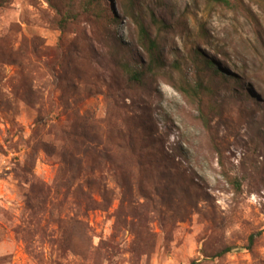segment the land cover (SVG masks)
<instances>
[{
	"label": "rangeland",
	"instance_id": "1",
	"mask_svg": "<svg viewBox=\"0 0 264 264\" xmlns=\"http://www.w3.org/2000/svg\"><path fill=\"white\" fill-rule=\"evenodd\" d=\"M3 1L0 264H264V1Z\"/></svg>",
	"mask_w": 264,
	"mask_h": 264
},
{
	"label": "trees",
	"instance_id": "2",
	"mask_svg": "<svg viewBox=\"0 0 264 264\" xmlns=\"http://www.w3.org/2000/svg\"><path fill=\"white\" fill-rule=\"evenodd\" d=\"M209 1L214 2L216 4H223V5H228V3H229L228 0H209ZM3 2H4L3 0H0V7H3V4H4ZM93 5H94V7H99L101 5V0H92V4L90 5V8H88V9H90V10L93 9L92 8ZM98 12H99L100 16L103 17V13H102V11L100 9H98ZM125 15L129 16L127 12H125ZM130 18L132 20V23L135 25V27L138 30V39H137V41L139 42L141 47L147 48L148 51H149V54L151 56H153V52H154V50L156 48L155 41L151 40V38L149 37V33L147 32V29L144 26L142 21H140L136 16H133V15H131ZM151 20H152V24L159 23V21L155 20L153 18V16L151 17ZM61 21H62L63 24L67 23L68 22V17H63ZM111 21L113 23H115L116 18L112 17ZM151 60H152V58H151ZM154 63L155 62H153V64ZM125 68L128 69V67H125ZM127 72H128V70H127ZM128 73H129V75L131 76V78L135 82H137V83L140 82L139 81V78H140L139 77L140 76L139 73H137V72H132V73L128 72ZM91 128L93 130V127H91ZM63 134L65 135L67 142L69 144H71V145L75 144V142H73V140L76 139V138H81V139L86 138V136L84 134L80 135V137L77 134H74L72 132H65ZM105 139H106V142L109 145H111L112 147H111V149H109V150L106 149L104 151L103 162H104L105 165L111 167V169H113L117 173H119L118 176L121 179H126V178L130 177V174H128L126 172L127 170H125L122 165H117L116 164L115 154H114L115 152L117 154V152L119 150H121V153L122 152L124 153V158H123L124 160L123 161L127 162L128 159L135 160L134 163L136 164V166H133V168L135 170H137V169L139 170L140 169L139 163H140L141 158L139 157V153L132 148L134 146V144H133L134 139L131 136H129L127 138H124V140H123L124 146L123 147L122 146L120 147L119 145H117L114 142V140L112 139V136H111V131L108 134H105ZM92 141H94V139L91 140L90 142H92ZM68 143H67V145H68ZM66 154H68V152H66ZM86 154H89V153L87 151H83L82 152L77 147L74 148V152L70 153V155L74 156V160H75L74 164L70 165V170L73 172L72 178L73 177L75 179L76 178H80V175H81V172L83 170V167H82V164H81V160H79V159L81 158L82 155H86ZM94 154L95 155H93V154L92 155L95 157L96 161H95V164H93L90 168H88V172L90 171V173L94 172L95 170L100 172V170L98 169V166H96L97 165L96 162L98 161V159L100 157V153H94ZM235 187H236L237 190L239 189V186H238V184H236V182H235ZM74 192H75V195L77 196V198H80L82 200V205H83L85 211H89V210H92V211L93 210H102V211H104L105 209H107V206L103 205L102 202H98L96 200H93L91 198V196H89V194L82 189L81 185H79ZM262 233L263 232H258L255 235L249 236L247 248H244V249L240 248L239 249V248H235V247H226V248L222 249L221 251H219L218 253H216V254H214L212 256L206 257V260L210 261V260H213V259H219V258H222V257L228 255V254L238 253L239 251H242V250L251 251L255 238L261 236Z\"/></svg>",
	"mask_w": 264,
	"mask_h": 264
}]
</instances>
